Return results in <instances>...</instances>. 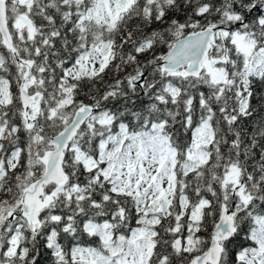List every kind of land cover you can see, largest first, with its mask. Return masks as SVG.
I'll list each match as a JSON object with an SVG mask.
<instances>
[{"label":"snow or ice","instance_id":"6c2138e0","mask_svg":"<svg viewBox=\"0 0 264 264\" xmlns=\"http://www.w3.org/2000/svg\"><path fill=\"white\" fill-rule=\"evenodd\" d=\"M0 264H264V0H0Z\"/></svg>","mask_w":264,"mask_h":264}]
</instances>
